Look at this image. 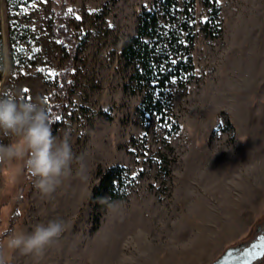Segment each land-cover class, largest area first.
I'll use <instances>...</instances> for the list:
<instances>
[{
    "label": "rangeland",
    "instance_id": "rangeland-1",
    "mask_svg": "<svg viewBox=\"0 0 264 264\" xmlns=\"http://www.w3.org/2000/svg\"><path fill=\"white\" fill-rule=\"evenodd\" d=\"M153 1L36 0L22 14L30 61L3 73L0 93L20 89L45 105L63 66L56 13L74 9L88 32L55 135L77 158L71 175L49 199L20 162L0 163V242L50 220L66 224L39 264H211L264 230V0H218L217 38L195 40V77L169 85L180 126L172 134L170 122L140 117L142 94L121 56ZM0 16L9 56L4 0ZM111 165L142 177L104 210L90 198L98 169ZM3 255L7 264H34L6 246Z\"/></svg>",
    "mask_w": 264,
    "mask_h": 264
},
{
    "label": "trees",
    "instance_id": "trees-1",
    "mask_svg": "<svg viewBox=\"0 0 264 264\" xmlns=\"http://www.w3.org/2000/svg\"><path fill=\"white\" fill-rule=\"evenodd\" d=\"M35 1L4 0L12 70L30 61L24 44L30 42L31 28L22 22L21 17ZM198 1L154 0L150 8L141 10L137 32L123 43L121 50V56L131 70L132 84L142 94L138 107L140 117L146 120L155 117L161 124L170 122L169 134L180 129L178 121H173L171 116L170 83L172 80H192L195 77L193 49L199 33L217 38L211 29L220 24L221 6L218 0H201L205 8L200 16L196 15ZM74 11H58L52 25V34L61 41L63 63L56 75L54 89L45 103L52 117L53 135L62 125L65 102L75 87L74 69L88 36L87 31L80 29L79 22L75 23ZM2 30L0 18V46H3ZM2 76L3 73H0V81ZM168 168L166 165V172L170 174ZM96 176L98 182L92 188L90 204L106 210L127 198L129 189L126 187L131 185L133 188L138 182L136 179H141L142 172L136 178L124 166L111 165L99 168Z\"/></svg>",
    "mask_w": 264,
    "mask_h": 264
},
{
    "label": "clouds",
    "instance_id": "clouds-1",
    "mask_svg": "<svg viewBox=\"0 0 264 264\" xmlns=\"http://www.w3.org/2000/svg\"><path fill=\"white\" fill-rule=\"evenodd\" d=\"M12 65L6 47L0 46V73H10ZM0 163L20 162L35 189L44 198L53 194L72 172L77 159L67 137L52 132V117L43 101L26 99L20 89L0 93ZM66 231L63 220L37 224L30 232L10 234L0 242V264H7L3 250L32 258L39 264L48 249L57 245Z\"/></svg>",
    "mask_w": 264,
    "mask_h": 264
},
{
    "label": "flooded vegetation",
    "instance_id": "flooded-vegetation-1",
    "mask_svg": "<svg viewBox=\"0 0 264 264\" xmlns=\"http://www.w3.org/2000/svg\"><path fill=\"white\" fill-rule=\"evenodd\" d=\"M264 248V230L256 234L248 243L239 245L238 251L229 260L228 264H261L264 262V252L261 256L256 253Z\"/></svg>",
    "mask_w": 264,
    "mask_h": 264
},
{
    "label": "water",
    "instance_id": "water-1",
    "mask_svg": "<svg viewBox=\"0 0 264 264\" xmlns=\"http://www.w3.org/2000/svg\"><path fill=\"white\" fill-rule=\"evenodd\" d=\"M0 18L2 19L1 16ZM238 248L239 246L228 248L217 260H215L211 264H228L229 260L238 251ZM263 252H264V248L258 250L256 253L258 254V256H261ZM246 264H249V261Z\"/></svg>",
    "mask_w": 264,
    "mask_h": 264
}]
</instances>
